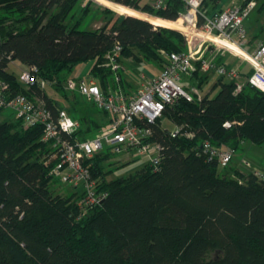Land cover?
Here are the masks:
<instances>
[{
  "label": "trees",
  "instance_id": "1",
  "mask_svg": "<svg viewBox=\"0 0 264 264\" xmlns=\"http://www.w3.org/2000/svg\"><path fill=\"white\" fill-rule=\"evenodd\" d=\"M114 1L146 10L139 0ZM219 1L203 0L201 5L209 11ZM78 2L0 0V79L11 95L41 100L54 117L64 107L48 88L63 89L79 64L90 62L78 77L94 78L103 91L118 86L131 90L121 78L115 82L106 64L116 44L119 57L160 68L166 63L163 53L185 47L178 30L163 27H175L180 19L138 13L80 28L83 14L68 21ZM167 2L166 10L155 13L175 19L184 4ZM13 61L35 66L47 84L20 82L8 70ZM198 68L194 62L190 78H197L192 85L200 89L206 76L198 75ZM251 72H241V83L219 74L212 85L215 93L192 100L180 96L165 104L162 116L148 123L151 134L145 138L162 147L155 165L146 161L130 173L108 178L111 170L104 163L115 152L109 147L95 152L87 164L107 194L89 206L78 203L79 189H56L58 179L49 173L53 148L41 140L40 124L0 119V264H264V178L234 160L243 141L264 143V91L248 82ZM77 101L70 103L68 113L79 123L73 135L84 138L100 124L91 115L71 114ZM162 117L181 126V133L172 136ZM205 142L214 150L232 149L227 163L233 166L227 168L210 155ZM208 251L218 255L207 257Z\"/></svg>",
  "mask_w": 264,
  "mask_h": 264
},
{
  "label": "built area",
  "instance_id": "2",
  "mask_svg": "<svg viewBox=\"0 0 264 264\" xmlns=\"http://www.w3.org/2000/svg\"><path fill=\"white\" fill-rule=\"evenodd\" d=\"M181 1L184 10L175 19H167L155 13L167 9V0L147 2L151 11L144 14L170 21L181 20L180 28L177 29L184 35L185 47L182 51L166 53V63L157 73L141 71L140 81L134 90L125 92L118 86L108 87L103 91L95 79L89 76L67 78L64 81L67 90L78 92L107 113L109 117L107 126L92 136L75 137L73 132L78 128L79 123L64 108L58 109L54 117L41 100H33L21 93L11 95L7 82L0 79V108L10 109L14 117L25 125L42 126L41 140L51 144L53 148L49 159H53L54 162L49 173L60 182L79 189L82 196L78 203L82 206L96 204L107 194L105 190L98 188L97 181L87 164L88 159L95 152L106 147L115 153L135 151L148 155L149 161L154 165L158 162L162 147L158 142L145 140L151 134L148 123L161 117L165 104L174 103L180 96L187 100L202 97L203 93L195 85H191L187 90L178 83L181 75L191 74L195 59L201 60V68L204 70L214 67L218 74L236 77L235 69L222 64L216 65L202 58V50L209 44L227 47L234 51V55L249 63L252 72L247 77L248 82L264 91V39L257 42L252 50L245 48L247 31L243 23L249 11L255 7L256 0H243L239 4L224 8L216 7L209 11L203 9L201 5L203 0ZM118 4L135 9L126 4ZM197 38L198 42H196ZM222 41L232 43L240 51L234 50ZM119 54L118 44L107 54L106 64L114 73L115 82L120 78L117 74L120 68ZM36 71L35 66L21 69L18 74L19 81L26 85L35 82L42 86L47 84L38 78ZM239 88L240 84H237L236 90ZM180 133L181 126L174 125L171 135ZM203 146L206 150L209 149V154L216 156L222 164L227 163L233 156V150L230 148L214 150L209 147L208 142ZM245 163L257 176L264 178V171L256 169L246 161Z\"/></svg>",
  "mask_w": 264,
  "mask_h": 264
},
{
  "label": "rangeland",
  "instance_id": "3",
  "mask_svg": "<svg viewBox=\"0 0 264 264\" xmlns=\"http://www.w3.org/2000/svg\"><path fill=\"white\" fill-rule=\"evenodd\" d=\"M149 0H139V3L144 5L145 9L142 10H135L130 9L124 5L116 6L112 1L110 0H79L77 7L74 9V17L71 19L69 18V22H73L76 20L77 17H79L81 14H83V21L80 24V28H96L99 26L104 25L106 22L108 24H111L113 21L117 20L119 17L127 15V14H138L145 12H149V6L147 3ZM227 1L229 3L230 1H239V0H223ZM264 0H256V5L253 7L249 13L248 16L244 19V27L247 31V33L252 30L257 32V36H264V6L262 3ZM264 4V3H263ZM88 7L87 11L84 13L82 12V7ZM104 8H108V11H104ZM139 17V16H138ZM141 18V17H140ZM172 28L175 30H178L180 33L181 31L177 28H180V24H175V27H169V26H163ZM183 36V44L184 43V35ZM198 38L196 39V42H198ZM197 46V43H196ZM219 52H223V54H228L230 56H234L235 59H238V62H242V64L245 65V70L252 69L250 64L247 63L245 60L240 58L239 56L234 55V51L227 49V47H224L222 45L216 44H209L202 50V58L209 62H214V64L219 65L218 62L215 60L218 58ZM162 56L165 58L166 52L162 54ZM119 63L120 68L119 72L117 73L118 76L122 80L125 81L126 85H130L133 87L132 90L136 87V85L140 81V72L150 68L152 71L154 69V66L145 60L137 61L133 57H123L120 55L119 57ZM200 59H195L194 62H199V68H198V75L201 73L206 76V80L202 82V85L200 86V92L203 93L204 90H208L210 85L213 83V81L219 76V74L214 70V67H209L207 70H204L201 68V63L199 61ZM248 65H246V64ZM24 64H22L19 61H13L9 64L8 70L13 72L15 75H18L20 70L23 67ZM223 65V64H222ZM90 66V62L82 63L77 66H75L70 74L67 75L66 79L69 77H78L80 75H84L86 73L87 69ZM145 68V69H144ZM113 73V72H112ZM114 76V73H113ZM190 76L181 75V79L178 81V83L189 90L190 86L192 84L197 83V78L191 79ZM225 78L228 76H224ZM119 78V80H120ZM245 79L244 77L239 81L240 83L243 82ZM121 87V86H120ZM214 90L217 91V87ZM48 91L51 95L57 98V100L62 103L64 109L68 112V106L71 102L78 99L77 103L75 104V110L73 109V112L69 110V112L74 114L75 116H79L80 114H86L93 116L97 123L100 124V126H96L94 129L88 130V132L85 134H82V137H89L100 131L101 129L105 128L107 126V118L108 115L98 111L96 106L92 104L90 101L85 99L81 94H79L76 91H69L65 87L63 89H58L54 85L49 86ZM214 92V93H215ZM66 94V95H65ZM69 114V113H68ZM71 116V115H70ZM72 117V116H71ZM16 119L11 112L10 109H3L0 114V119ZM89 122V121H88ZM162 124L165 125L167 128L172 129L174 125L170 120L167 118L162 117ZM82 127H85V122L82 124ZM49 144V143H48ZM50 145V148H52V145ZM234 160L239 163V165L244 167H248V165L245 163L248 162L250 165H255L258 169L264 168V143L257 144L252 143L248 140L243 141L240 144V148L236 151L234 155ZM149 162V157L146 154H139L135 151H126L122 153H115L112 157H110L107 162L105 161L104 167L105 169L111 170L108 174V178H112L119 175H125L127 173H130L137 168H139L144 162ZM234 163H227L225 164V167L231 168ZM245 165V166H244ZM58 180L56 189L58 191H67L69 189L68 184L62 183ZM218 255L217 251H208L206 253L207 257H213Z\"/></svg>",
  "mask_w": 264,
  "mask_h": 264
},
{
  "label": "crops",
  "instance_id": "4",
  "mask_svg": "<svg viewBox=\"0 0 264 264\" xmlns=\"http://www.w3.org/2000/svg\"><path fill=\"white\" fill-rule=\"evenodd\" d=\"M243 0H239V1H230L229 3H227V1H223V0H220L219 2H218V4H217V7L218 8H224V7H226V6H229V5H232V4H239V3H241ZM264 39V36H257V32H255V31H252V30H250L248 33H247V42H246V44H245V48L246 49H248V50H252L255 46H256V44H257V42H259V41H261V40H263ZM229 46H231V47H233L234 48V50H236V51H240L239 50V48H237V46H232V45H230V44H228ZM222 58L221 59V61H219L218 63L219 64H224V66H225V64H227L228 65V67L229 68H233V69H235L236 71H237V74H236V77H235V79L239 82V81H241V79L243 78V75H241V72L242 71H244V68H245V65L244 64H242V62H238L237 60L238 59H235V57L234 56H230V55H228V54H223V52H219V55H218V58ZM152 64V63H151ZM246 64V63H245ZM153 66H154V69H153V71L150 69V68H147V69H145L147 72H150V73H157L158 71H159V66H157V65H155V64H152ZM246 65H248V64H246ZM23 67L25 68L26 66L25 65H23ZM23 69V68H22ZM215 82V80L213 81V83ZM213 83L210 85V87L211 88H209L208 90H204V92H203V94H205L206 92H209V91H211V94H213L215 91L214 90H216L215 88L214 89H212V85H213ZM138 85V84H137ZM136 85V86H137ZM128 86H129V88L132 90L133 89V87L132 86H130L129 84H128ZM136 88V87H135ZM134 88V89H135Z\"/></svg>",
  "mask_w": 264,
  "mask_h": 264
},
{
  "label": "bare ground",
  "instance_id": "5",
  "mask_svg": "<svg viewBox=\"0 0 264 264\" xmlns=\"http://www.w3.org/2000/svg\"><path fill=\"white\" fill-rule=\"evenodd\" d=\"M222 42H224V43H226V44H230V45H232V46H235V45H233L232 43H229V42H225V41H222Z\"/></svg>",
  "mask_w": 264,
  "mask_h": 264
}]
</instances>
